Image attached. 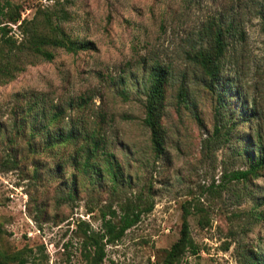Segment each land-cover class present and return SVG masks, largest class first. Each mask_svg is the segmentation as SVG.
<instances>
[{
	"label": "rangeland",
	"instance_id": "rangeland-1",
	"mask_svg": "<svg viewBox=\"0 0 264 264\" xmlns=\"http://www.w3.org/2000/svg\"><path fill=\"white\" fill-rule=\"evenodd\" d=\"M6 1L26 19L64 8V31L93 48H56L49 61L22 56L24 69L0 84V262L11 264L23 249L27 264H87V235L101 231L103 214L115 221L131 202L138 220L103 245L99 264H160L184 207L198 253L181 264H264V170L246 182L225 176L247 166L255 128L264 144V0ZM210 18L231 22L235 32L221 95L222 86L203 87L189 59ZM8 26L18 41L15 24ZM154 62L169 70L161 154L142 122ZM252 107L257 119L246 122ZM216 123L223 126L217 137ZM72 126L100 129L116 181L100 150L82 166L81 136L56 140Z\"/></svg>",
	"mask_w": 264,
	"mask_h": 264
},
{
	"label": "trees",
	"instance_id": "trees-1",
	"mask_svg": "<svg viewBox=\"0 0 264 264\" xmlns=\"http://www.w3.org/2000/svg\"><path fill=\"white\" fill-rule=\"evenodd\" d=\"M66 17L67 11L59 7L54 11L49 9L39 10L30 19H26L21 17L20 10L17 7L4 0L3 5L0 7V84L12 79L15 73L24 69L22 56L31 55L49 61L53 58V50L56 48L73 53L93 48L90 41L72 39L64 31L61 22ZM8 23L15 24V28L19 31L20 38L18 41L10 33L11 27L8 26ZM232 28L231 22L226 23L210 18L200 31V43L189 52V59L199 69L202 75V85L208 91L217 90L219 86L225 83L223 79V59L228 51L229 42L235 34ZM168 75L169 70L166 65L154 62L147 67L145 95L142 103L144 110L142 122L149 130V140L155 154H161L163 151L164 133L160 124V116ZM124 92L121 91L120 93L123 94ZM218 92L219 95L225 94V86H222V89ZM184 95V91L180 89L178 96L182 97ZM35 104L39 103L35 102ZM35 104H29V109L33 108ZM71 105L72 103L69 102L68 106ZM41 114L43 118L46 113L43 111ZM54 116L57 118L58 113H55ZM250 116L245 120L246 122L257 119L254 107L251 108ZM222 128L221 124H215V137L220 135ZM101 135L99 128L80 130L72 126L64 132L59 131L56 140L74 143L81 136L84 142L80 143L77 150L83 152L82 166L86 168L91 165V159L100 150L99 152L105 156L108 174L116 181L117 165L110 159L112 155L102 149ZM247 142L253 155L250 156L245 168L235 169L226 173L225 176L228 181L246 182L253 177L259 176L260 172L264 170V144L258 129L255 128L253 135L248 138ZM27 148L34 152L35 146L28 141ZM6 162L11 164L12 167L16 166V160L13 157H8ZM187 215L188 210L184 207L181 214L178 237L164 250L160 264H181L184 254L196 255L198 253V246L189 233ZM258 216L261 215L258 214ZM138 217L139 210H135L131 202L126 203L122 207V212L115 221L110 219V217L105 219L103 214L101 231L87 235L89 247L84 255L86 263L99 264L104 256L103 245L118 240L125 230L134 225ZM27 262L23 249L18 250L11 256V264H27ZM0 264L3 263L0 262ZM254 264H260V260L257 259Z\"/></svg>",
	"mask_w": 264,
	"mask_h": 264
}]
</instances>
